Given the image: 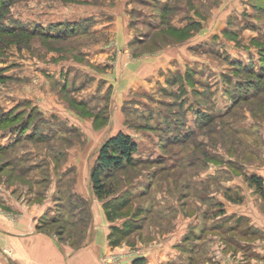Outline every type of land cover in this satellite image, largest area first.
I'll use <instances>...</instances> for the list:
<instances>
[{"label":"rangeland","instance_id":"1","mask_svg":"<svg viewBox=\"0 0 264 264\" xmlns=\"http://www.w3.org/2000/svg\"><path fill=\"white\" fill-rule=\"evenodd\" d=\"M5 15L7 27L37 35L0 33V207L9 195L51 200L38 223L72 245L97 211L109 237L137 226L118 246L108 237L120 250L102 264L142 262L187 218L182 254L168 264H217L226 239L233 264H249L252 248L236 240L249 224L224 207L264 201L248 181L264 170V0H10ZM167 47L163 68L121 82L122 55L132 65L147 54L151 65ZM119 133L138 150L101 199L91 174Z\"/></svg>","mask_w":264,"mask_h":264},{"label":"crops","instance_id":"2","mask_svg":"<svg viewBox=\"0 0 264 264\" xmlns=\"http://www.w3.org/2000/svg\"><path fill=\"white\" fill-rule=\"evenodd\" d=\"M126 37L123 33L119 36L122 43L118 42V44L121 47H124V45L129 47L127 45L130 44V41L128 39L125 42ZM168 48L154 52L153 54H158V56L152 59L151 65L147 62V54L139 57L140 60L132 63V65H129V63L126 65L127 57L122 55L116 66L117 69L119 67L120 71H123L119 73L121 82H125V76L133 75L135 70L138 71L134 75L141 80L142 75L148 73V69L163 68L166 62L164 55L169 53L166 51ZM113 71L118 75L116 69ZM113 71L111 75H113ZM108 80L109 82L105 80V83H103L104 91L109 86L113 87L112 78ZM120 84L118 83L116 87L120 86ZM259 176L264 180V170H261ZM50 204L51 200H48L34 202L32 205L25 206L18 204V199L13 198L11 195L7 196V199L1 205L2 207H0L2 208L0 211H4V215L0 213V264H102L101 259L104 255L111 251L120 250L119 248L111 247L109 244L110 224L106 220L105 215L97 210L98 214L94 222L84 230L83 239L81 238L82 240H79L78 244L72 245L60 242L50 229L46 230L47 228H45L43 230L41 228L42 225L38 223L39 218ZM224 208L228 216L243 217L249 224V234H246L244 239H236L240 244L252 248L253 257L249 264H264V201L250 199L240 205L227 203ZM8 212L17 215L21 214V219L17 224L11 223L6 218L5 213ZM188 219L190 220L191 218L185 220L186 223L182 229H179L178 233L170 235L164 239L163 243H157L158 245L151 252L143 256L142 262L137 263L135 262L136 259H125L123 257L121 264H168L173 259H177L178 254H182L178 246L182 242L184 235L187 234L188 236L192 223ZM189 222L191 223L189 224ZM213 238L215 240L217 237L213 235ZM226 240L222 241L223 245L218 255V257H221V261H218L219 263L217 264H233L231 257L235 253L231 251L230 247L236 245L233 239ZM200 241V238H198L197 242ZM3 251L5 252L3 253ZM240 254L242 255V253H239L237 256L239 257Z\"/></svg>","mask_w":264,"mask_h":264},{"label":"trees","instance_id":"3","mask_svg":"<svg viewBox=\"0 0 264 264\" xmlns=\"http://www.w3.org/2000/svg\"><path fill=\"white\" fill-rule=\"evenodd\" d=\"M10 0H0V33L5 35H16L18 32L31 33V35H37L34 31L22 29V28H10L4 25L3 21L5 20V9L8 6ZM39 33V32H38ZM40 35H43L45 38H55L54 36H49L43 34L42 30ZM64 36V35H61ZM2 75L0 73V79ZM22 129V128H21ZM26 129V128H24ZM138 150L137 144L133 141L132 137L119 133L117 136L109 139L101 148L96 167L94 168L91 174V181L95 194L101 198L108 194L107 185L104 182L105 179L109 176L112 171L121 169L125 164L133 163V154ZM251 186H255L257 190L262 191L264 188V180L261 177L256 175L249 177L248 179ZM111 204L106 203V215L109 220L113 221L115 217L112 215L117 212V209L110 207ZM138 227L135 226L131 229H126L124 232H134L137 231ZM119 232L116 227H112L110 233V242L114 246H118L119 243L123 241V236L125 233ZM112 237H116V240H112Z\"/></svg>","mask_w":264,"mask_h":264},{"label":"built area","instance_id":"4","mask_svg":"<svg viewBox=\"0 0 264 264\" xmlns=\"http://www.w3.org/2000/svg\"><path fill=\"white\" fill-rule=\"evenodd\" d=\"M117 260H119V259H117ZM117 260H116V261H117ZM116 264H117V263H116Z\"/></svg>","mask_w":264,"mask_h":264}]
</instances>
